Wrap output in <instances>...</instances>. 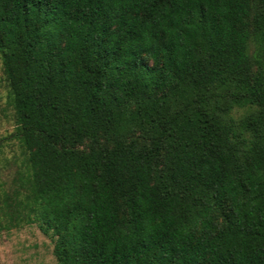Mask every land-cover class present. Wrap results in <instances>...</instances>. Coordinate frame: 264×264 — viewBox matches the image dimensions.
Instances as JSON below:
<instances>
[{
  "label": "trees",
  "instance_id": "trees-1",
  "mask_svg": "<svg viewBox=\"0 0 264 264\" xmlns=\"http://www.w3.org/2000/svg\"><path fill=\"white\" fill-rule=\"evenodd\" d=\"M0 54L8 227L57 264H264V0H0Z\"/></svg>",
  "mask_w": 264,
  "mask_h": 264
},
{
  "label": "rangeland",
  "instance_id": "rangeland-1",
  "mask_svg": "<svg viewBox=\"0 0 264 264\" xmlns=\"http://www.w3.org/2000/svg\"><path fill=\"white\" fill-rule=\"evenodd\" d=\"M253 49L250 45V51ZM248 112L247 107L236 106L232 117L240 119ZM16 120L10 104V87L3 72L0 54V207L2 202L22 188L24 152L15 133ZM84 148H79L83 150ZM0 213V264H57L53 254L54 239L36 223L21 222L11 226Z\"/></svg>",
  "mask_w": 264,
  "mask_h": 264
}]
</instances>
